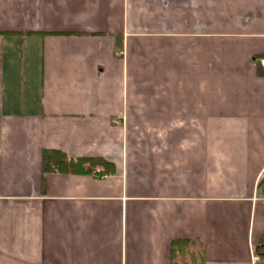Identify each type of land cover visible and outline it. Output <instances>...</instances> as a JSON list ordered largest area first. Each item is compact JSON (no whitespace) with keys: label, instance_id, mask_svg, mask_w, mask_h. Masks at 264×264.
I'll return each mask as SVG.
<instances>
[{"label":"crops","instance_id":"crops-1","mask_svg":"<svg viewBox=\"0 0 264 264\" xmlns=\"http://www.w3.org/2000/svg\"><path fill=\"white\" fill-rule=\"evenodd\" d=\"M260 59L264 0H0V264H264Z\"/></svg>","mask_w":264,"mask_h":264},{"label":"trees","instance_id":"trees-1","mask_svg":"<svg viewBox=\"0 0 264 264\" xmlns=\"http://www.w3.org/2000/svg\"><path fill=\"white\" fill-rule=\"evenodd\" d=\"M115 47L121 50V41L115 40ZM107 167V163L101 159L95 158H69L64 153L57 150H44L42 154V167L44 172H77V173H92L98 167ZM178 241L171 243V249L174 252V247ZM263 248V247H262ZM258 252V251H257ZM264 257V256H263Z\"/></svg>","mask_w":264,"mask_h":264},{"label":"built area","instance_id":"built-area-1","mask_svg":"<svg viewBox=\"0 0 264 264\" xmlns=\"http://www.w3.org/2000/svg\"><path fill=\"white\" fill-rule=\"evenodd\" d=\"M260 63H261V65H263V66H264V59H263V60H261V62H260Z\"/></svg>","mask_w":264,"mask_h":264},{"label":"rangeland","instance_id":"rangeland-1","mask_svg":"<svg viewBox=\"0 0 264 264\" xmlns=\"http://www.w3.org/2000/svg\"><path fill=\"white\" fill-rule=\"evenodd\" d=\"M92 172H98V171H97L96 168H95Z\"/></svg>","mask_w":264,"mask_h":264},{"label":"bare ground","instance_id":"bare-ground-1","mask_svg":"<svg viewBox=\"0 0 264 264\" xmlns=\"http://www.w3.org/2000/svg\"><path fill=\"white\" fill-rule=\"evenodd\" d=\"M261 60H263V59H260V62H261Z\"/></svg>","mask_w":264,"mask_h":264}]
</instances>
